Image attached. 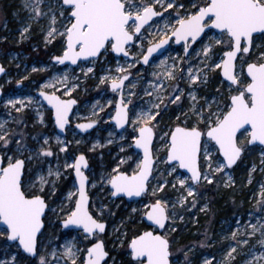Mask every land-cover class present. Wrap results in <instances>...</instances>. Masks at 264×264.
<instances>
[{
	"label": "snow or ice",
	"instance_id": "snow-or-ice-1",
	"mask_svg": "<svg viewBox=\"0 0 264 264\" xmlns=\"http://www.w3.org/2000/svg\"><path fill=\"white\" fill-rule=\"evenodd\" d=\"M167 9H181L182 4L175 3V0H24V7L30 12V20L39 21L42 18L48 19V27L45 34V43H49L56 37L61 38L63 43V54L56 55L52 59L58 64H65L70 61L76 65L80 58L87 60L93 58L99 61L109 51L124 56L129 55L128 47L135 46L136 41L141 42L142 63L149 64V58L154 52L168 43L171 37L176 42H184L183 49L185 56L179 58L181 62L190 55L191 47L189 40L195 42L205 29L219 30V36L208 37L209 43L203 44L199 57L200 66L193 73L191 66L187 67L188 81L196 84L207 83V73L214 69H221L224 80L221 85L227 89V95H221V99L213 97L211 101L206 97L204 104L193 103L188 112H182L184 121L174 128L164 132L160 136L162 148L166 157L160 159L165 164L163 171L156 170L154 175V162L152 155V142L155 129L160 121L157 119L162 115V111L167 110L164 99L157 94L156 101L148 110L136 113V118L129 119V110L124 98L121 97L117 105L115 124L118 128H123L126 123H131L133 132L138 135L133 136L135 147L143 150V159L136 165L131 175L119 170V166L113 170V174L102 178L106 179L111 186L113 197L123 194L127 197H141L149 192V185L155 180V186L151 187L152 202L144 204L143 217L151 222L149 230L135 233L131 238L124 233L125 239L121 241V247L127 255V260H120L118 256L110 255L106 250L104 241L96 239L90 247L80 249L75 243L63 245V252L57 256L55 250L50 255L39 252V238L43 236L46 227V218L49 212L60 218V225L64 229L75 227L82 229L85 239L95 238L97 234L106 231V224L97 219L88 209V197L85 191L86 181L82 168H87L88 164L85 155L81 154L75 158L72 164H66L74 170L79 181L78 198L74 200V207L69 206L67 210L63 207L57 212L48 203L49 195H55V180L51 177H60L59 170L53 172L48 169L47 176L36 175L31 172L26 161H31L37 157H51L53 151L47 147L49 141L45 137L38 150L32 149L26 142L23 131L16 132L8 126V121L0 122V224L6 228L0 230V237L6 241L15 243L17 249H22L24 253L32 257H39V264H171L172 250L169 231H176L174 227L177 213L170 211V207L175 209L176 203L184 206L187 197L181 196L175 203L172 202L165 191L170 185L173 189L177 187L186 188L187 196L194 195L192 184L201 180L208 184L213 183L215 174L224 173L225 169L232 168L240 161L245 151L253 146H261V165H264V0H205L203 6L193 2L195 11L185 12L183 16L177 12L176 24L178 27L165 23V29L171 28V37L164 32L155 44H151L143 50V36L145 25L149 24L154 17L163 18V12L156 11L157 6ZM60 27H57V24ZM142 29L144 30L142 32ZM30 25L26 26L21 35L28 33ZM150 34V33H149ZM224 37H227L225 40ZM259 41V43H257ZM226 46L227 51H223V57L219 62L213 59V46ZM255 50L259 54L254 62H248L246 57ZM239 54V56H238ZM242 59V65L237 72L236 61ZM134 63H141L140 59ZM165 61H161L164 64ZM246 64V74L243 65ZM133 65H130V67ZM176 68L174 62L172 68L165 67V75L169 79H176ZM33 72L37 69L33 67ZM83 71V70H82ZM118 72L125 69L118 68ZM93 72V67H88L84 73ZM184 69H181L183 78ZM0 73H5V68L0 66ZM154 75H156L154 73ZM67 75L61 78H54L44 85L39 86V97L52 109L55 125L64 131L69 125V113L76 103L73 99H62L56 95V84H66ZM28 79L27 76L23 80ZM129 80L128 75L118 77H100V84L110 81V87L115 92L122 91L125 81ZM225 81L228 83L225 85ZM22 80L17 81L21 85ZM156 85H152L154 89ZM75 87V85L73 86ZM135 87V85H132ZM50 89V91H48ZM219 93V89H217ZM65 94H70V89L65 87ZM147 95H152L146 92ZM184 94L183 89L176 85L173 95L168 97L169 104H177ZM129 95H135L129 92ZM188 96L196 101V96L192 91ZM131 101H128L130 103ZM40 101L33 96L25 98H9L5 102V107L16 113L22 112L32 104H39ZM164 104V109H161ZM215 106V107H214ZM207 109V112H205ZM39 123H44L41 112H37ZM195 118V123L189 126L188 121ZM180 120V116L176 117ZM17 126L24 124L23 120H14ZM95 122L77 124L81 130L91 129ZM203 124V129L200 125ZM111 136L112 133H109ZM19 137V138H17ZM33 140H39L32 137ZM61 152L67 151V145L60 137H56ZM112 141L109 140V143ZM79 143V141H77ZM15 147H11V145ZM95 147V146H94ZM123 151V149H121ZM216 154V166L213 167V153ZM27 153V155H25ZM220 157L223 159L220 160ZM203 158L207 169L201 170L200 160ZM159 159V158H158ZM121 159V163H125ZM179 169H185L190 176H181ZM255 166L253 167V171ZM173 177L172 181L162 179L164 175ZM35 177V178H34ZM231 180V176L228 177ZM191 181L192 183H189ZM95 186V185H93ZM74 193H68L71 201ZM264 196V192H262ZM136 212L137 209H133ZM104 209H99V214L103 216ZM183 220V216H180ZM239 223V222H237ZM254 235L260 232L259 244L264 246V223L257 222L251 225ZM233 238L236 232L232 233ZM240 243L247 244L248 240ZM191 251V249H189ZM236 251L231 247L227 253L223 264H231L232 253ZM187 259V253H185ZM255 260L264 259V252ZM0 264H18L17 256L13 254L10 261L0 260ZM204 264H212V261L205 259ZM251 264V261L248 262Z\"/></svg>",
	"mask_w": 264,
	"mask_h": 264
},
{
	"label": "rangeland",
	"instance_id": "rangeland-1",
	"mask_svg": "<svg viewBox=\"0 0 264 264\" xmlns=\"http://www.w3.org/2000/svg\"><path fill=\"white\" fill-rule=\"evenodd\" d=\"M144 2H150V0H144ZM193 2L203 6L205 0H175V3L182 4L184 7L167 9V11L158 5L156 9L163 11L164 16L163 18H156L152 24L146 26L145 29L148 31L144 32L143 50L146 51L150 46L149 42L151 44L157 43L164 32L170 36L171 28L165 29V23L178 27L176 24L177 12L183 16L186 11H195L192 7ZM9 5L12 10L10 18L5 22L0 6V61L8 71L5 76L0 78L1 87L5 92L4 97L0 100V122L8 121V126L16 132L23 131L26 142L32 149L38 150L44 138L48 139L47 147L51 148L53 156L37 157L31 161H26V163L28 169L36 175L47 176L49 167L53 172L59 170L61 174L59 178L51 177L55 180V195L48 197V203L51 207L56 208L57 212L61 207L65 210L70 205L74 207V200L78 198V186H76L73 175L74 170L65 167V165L74 163L75 158L81 154L86 156L91 166L87 172L90 177L89 194L92 196L91 211L95 217L106 221L109 227L105 235L102 237L97 235L95 239L103 238L108 244L112 256H118L120 260H127L124 248L121 247V241L125 239L123 234H127L126 224L133 221L144 223V204L152 202L151 187L155 186L156 181L150 180L149 192L141 200L127 202L124 198L113 199L110 185L107 184L106 179H102L113 174V170L118 166L120 171L131 175L136 169L137 163L142 160V154L133 148V136L138 135V133L133 132L132 124L129 123V126L120 132L112 123L117 111L118 97L121 94L129 106L130 120L136 118V113L150 109L153 102H158L156 101L157 94L164 99L167 110L162 111V115L157 118L160 123L155 129L156 141L153 148L156 161L154 175L157 174V169L163 171L165 164L161 163L160 159L165 158L166 154L162 148L163 142L160 140V136L177 124L183 126L184 116L181 113L188 112L191 115L189 109L193 103L202 105L206 97L211 101L213 97L221 99L220 94L227 95L226 87L221 85L223 79L220 69H214L207 73V83H201L198 80L196 84H191L188 81L186 71L187 67L191 66L193 73L196 72L197 67L200 66V60L203 58L202 53L199 57L197 53L200 52L203 44L209 43L208 37L219 36V33L214 30L208 32L200 43L192 47L190 55L184 62L179 59L185 56L183 45L176 46L172 42L168 50L164 52L165 54L154 58L148 66L134 63L137 59L142 60L141 42L136 41L135 46L128 47L133 58L120 57L109 51L99 61L91 59L85 60L77 66L65 65L61 67L55 64L52 59L56 55L63 54L64 45L61 38L56 37L51 42L45 43L48 19L42 18L38 22L30 20V12L24 7V0H10ZM29 25V32L22 37L23 29ZM57 27H60L59 23ZM224 39L226 40L227 37ZM227 50L226 46L214 45L212 58L219 62L220 58L223 57V51ZM258 54L257 51L253 50L251 55L246 57L248 62H254ZM161 61H165V63L161 64ZM238 61L237 72L241 69L242 59ZM174 62L176 68L173 70L176 73V79L173 80L165 75V67L171 69ZM130 65L133 66L130 67ZM33 67L37 69L36 72L32 71ZM88 67H93V72L85 76L84 73ZM245 67L246 64L243 65L246 74ZM118 68H123L125 71L118 72ZM181 69H184L183 78H181ZM64 75L68 77L66 84L57 83L56 94L61 98L75 97L80 103L74 109L75 113L70 119L71 126L67 129L66 135L62 136L56 131V125L52 118L53 114L37 93L40 90L39 86ZM122 75L130 76L122 92L112 91L110 81L100 84L101 76L118 77ZM24 76H27L28 79L23 80ZM18 80H22V84L19 86L17 85ZM158 81L159 84L154 89L152 85H156ZM227 83L225 81V85ZM74 85L75 87H73ZM176 85L183 89L184 94L177 104H169L168 97L173 95ZM65 87L70 89V94H65ZM217 89H219V93ZM130 91L135 95H129ZM189 91L195 94L196 101L188 96ZM146 92H150L152 95H147ZM27 96H33L40 103L32 104L20 113L5 107L7 99H20ZM128 101L131 102L128 103ZM164 104H161L162 110ZM38 111L43 114V124L39 123ZM177 116H180V120L176 119ZM14 120H23L24 124L17 126ZM86 122H95L98 123V126L92 132L83 134L76 125ZM194 123V117L188 121L189 126ZM200 127L203 129V124ZM109 133L112 135L110 136ZM57 136L66 143V152L59 150L64 144H58ZM32 137H37L39 143ZM109 140L112 142L109 143ZM11 147L14 148L15 145L13 144ZM121 159L126 162L121 163ZM201 159L202 170L205 171L207 165L203 158ZM222 159L220 157V160ZM217 162L214 152L213 167L216 166ZM254 166L255 170L253 171ZM178 172L181 176H189L180 169ZM229 176H231V180L228 179ZM161 178L173 180V177L167 176L166 173ZM189 183L192 182L189 181ZM192 187L195 191L194 195L190 197L187 196L186 188H180L178 184L175 189L170 185L165 189L168 198L174 203L181 196L187 197L184 206L176 203L175 209L170 207V211L177 213L174 225L176 231L168 232L171 239L172 264H204L205 259L211 260L212 264H223L231 247L236 248V251L232 253L234 259L231 260V264H248L249 261L251 264H264V259H253L254 256L259 257L264 252V246L259 244L260 232L257 231L254 235H250L252 224H256L258 221L264 223V196H262V192H264V165H261V146H253L247 149L238 165L233 169H225L222 174H215L213 183L208 184L202 180L200 183L192 184ZM69 192L74 193L71 201L67 198ZM219 192L221 195L228 194V201L230 200L232 203L236 200L239 201L235 212L219 218L215 222L214 196L211 194L215 195ZM100 208L104 209L103 216L99 214ZM134 208L137 209L136 212L132 211ZM180 216H183V220L180 219ZM45 222V231L43 236L39 238L38 248L39 252L47 255L50 261L53 258L48 254L55 250L59 257L63 252V245L67 243H75L77 247L83 250L90 247L93 242L92 239H85L83 231H63L60 218L51 212L48 213ZM3 229L0 226V230ZM233 232H236L235 239L232 236ZM173 237L175 241L172 240ZM245 239L248 240L247 244L240 243ZM185 253H187V259H185ZM13 254L17 256L18 264H39L38 256L31 258L22 249L18 250L15 243L0 237V260L10 261ZM60 264H63V260H60Z\"/></svg>",
	"mask_w": 264,
	"mask_h": 264
},
{
	"label": "water",
	"instance_id": "water-1",
	"mask_svg": "<svg viewBox=\"0 0 264 264\" xmlns=\"http://www.w3.org/2000/svg\"><path fill=\"white\" fill-rule=\"evenodd\" d=\"M156 11H158V12H163V11H159V10H157L156 9ZM163 16H164V12H163ZM156 18H160V17H154L153 18V20L152 21H149V24L148 25H150V24H152V22H154V20H156ZM148 25H145V28H146V26H148ZM143 30V29H142ZM211 30H214L215 32H217V33H219V30H217V29H205V33H202L201 34V37H198L197 38V40L195 41V42H192L191 40H189V43H190V45H191V47L189 48V53H191L190 51H191V49H192V47L193 46H195L196 44H198V43H200V41L205 37V35L208 33V32H210ZM168 37H171V35L170 36H168ZM172 42H174V44L176 45V46H179V45H183L184 44V42L183 41H181V42H179V43H177L176 42V40H175V38L174 37H171V39H169L168 40V43L167 44H165V45H163L160 49H158L156 52H154L153 54H152V56L149 58V63L150 62H152L153 61V59L154 58H156V57H158V56H161V55H163V54H165L164 52H166L167 50H168V48L170 47V45H171V43ZM126 47H129V46H126ZM114 55H117V56H120V57H129V58H133V55L132 54H130V52H129V55L128 56H124L123 55V53H120V54H116V53H113ZM238 56H239V54H238ZM91 59H93V58H88L87 60H91ZM239 60V59H238ZM236 61V65H238V62L239 61ZM54 61V60H53ZM83 61H85V59L82 57V58H80L78 61H77V64L76 65H72L71 64V62L70 61H66L65 62V64H63V65H61V64H58V63H56L55 61H54V63L55 64H58L59 66H65V65H70V66H77V65H79V63H81V62H83ZM141 64L142 65H144L145 67L146 66H148L149 64H143L142 63V60H141ZM0 66H3L4 67V64L0 61ZM5 68V67H4ZM245 71H246V67H245ZM220 72H221V77H222V79L224 80V77H223V73H222V70L220 69ZM8 73V71H7V69L5 68V73H0V78L1 77H3V76H5L6 74ZM130 77V76H129ZM227 82V81H226ZM127 83V81H125V84ZM111 88V87H110ZM124 89V88H123ZM112 90V89H111ZM113 91V90H112ZM117 91H120V90H117ZM116 91V92H117ZM123 91V90H122ZM122 91H120V92H122ZM4 95H5V92H4V90H3V88L1 87V83H0V100L4 97ZM56 95H58V94H56ZM59 96V95H58ZM121 97H122V95L120 94L119 95V100H118V102H117V105L119 104V102H120V100H121ZM41 98V97H40ZM42 99V98H41ZM64 99V98H63ZM43 100V99H42ZM66 100V99H65ZM73 100H75L76 101V103L72 106V110H71V112L69 113V121H70V118H71V116L74 114V108L78 105V100H76L75 98L73 99ZM44 101V100H43ZM45 103H46V105L49 107V109L52 111V109H51V107H50V105H48L47 104V101H44ZM117 105H116V109H117ZM127 108H128V110H129V117H130V108H129V106H127ZM115 115H116V113H115ZM115 115H114V118H115ZM112 119V123L113 124H115V119ZM53 119H54V115H53ZM86 123H90V122H86ZM71 125V122L69 123V125H67L66 126V128L67 127H69ZM116 125V124H115ZM97 126H98V123H94V125H93V127L91 128V129H87V130H81V129H79L80 130V132H82V133H84V134H86V133H88V132H91L92 130H94V129H96L97 128ZM129 126V123H126L125 125H124V127L123 128H118V127H116V130H118V131H123V130H125L127 127ZM58 128V127H57ZM66 128H65V130H66ZM65 130L64 131H61L59 128H58V132L61 134V135H65ZM155 131V130H154ZM155 137H156V132H155V135H154V138H153V142H152V155H153V162H154V168H155V163H156V161H155V157H154V150H153V147H154V144H155V141H156V139H155ZM256 146H258L259 147V145H256ZM133 148H134V150H136V151H138L140 154H142V159H143V150L142 149H138V148H136L135 147V144L133 145ZM85 158H86V156H85ZM86 161H87V164H88V167L87 168H82L81 170L84 172V174H85V176H87L88 177V181H86V185H85V191H86V195H87V197H88V209H89V211H90V213H92V211H91V207H90V205H91V201H92V196H90V194H89V184H90V177H89V175H87V172H88V170L90 169V164L88 163V159L86 158ZM200 162H201V160H200ZM238 163H239V161L237 162V164L236 165H234L232 168H230V169H233L234 167H236L237 165H238ZM180 170H182L184 173L186 172L189 176L191 175L190 173H188L187 172V170H185V169H180ZM128 174V173H127ZM73 175H74V177H75V180H76V186H78V188H79V181H78V179H77V177H76V175H75V172L73 173ZM128 175H130V174H128ZM150 180H151V177H150ZM202 181V180H201ZM200 181V182H201ZM196 184V183H195ZM110 188H111V186H110ZM79 195V194H78ZM78 195H77V197H78ZM143 196H145V195H142L141 197H127V196H124L123 194H120V195H118V196H115V197H113V199H117V200H120L121 198H124L127 202H132V201H137V200H141L142 198H143ZM93 214V213H92ZM94 216V215H93ZM95 217V216H94ZM95 218H97V217H95ZM98 219V218H97ZM102 222H104L105 224H106V231H105V233H103V234H97L99 237H102L103 235H105L107 232H108V229H109V227H108V223L106 222V221H103L102 220ZM144 222L146 223V225L148 226L151 222H149V221H147L146 220V218L144 217ZM46 223V222H45ZM0 226L2 227V228H6V226L5 225H2V224H0ZM62 227V226H61ZM62 229L64 230V231H71V230H76V231H83L82 229H77V228H75V227H70L69 229H64L63 227H62ZM149 230V229H148ZM44 231L45 230H43V233H44ZM85 235V234H84ZM89 239H92V240H94L95 241V238H92V237H90ZM102 240L104 241V244H105V240L102 238ZM94 243V242H93ZM105 248H106V245H105ZM107 251H108V249H106ZM23 251V250H22ZM26 255H28V256H30L29 254H27V253H25ZM31 258H35V257H32V256H30ZM171 264H172V257H171Z\"/></svg>",
	"mask_w": 264,
	"mask_h": 264
},
{
	"label": "trees",
	"instance_id": "trees-1",
	"mask_svg": "<svg viewBox=\"0 0 264 264\" xmlns=\"http://www.w3.org/2000/svg\"><path fill=\"white\" fill-rule=\"evenodd\" d=\"M9 1L10 0H0V6L2 8L1 12H3L5 17L4 22L10 18L9 16L12 10V7L9 5ZM53 49L56 48L53 47ZM211 195L214 196L213 212L215 213V222L219 220V218L221 219L222 217L228 216L230 215V213L235 212L237 210V204L239 200L238 201L236 200L234 201V203H232L230 200L228 201V194L221 195L220 192L216 193L215 195L214 194ZM147 228L148 226L145 224V222L144 223L143 222L138 223L136 221L128 222L126 224L127 237L131 238L135 233L143 232L147 230ZM172 240L175 241L174 237L172 238ZM122 258H124V256H122ZM126 259H128V257Z\"/></svg>",
	"mask_w": 264,
	"mask_h": 264
},
{
	"label": "flooded vegetation",
	"instance_id": "flooded-vegetation-1",
	"mask_svg": "<svg viewBox=\"0 0 264 264\" xmlns=\"http://www.w3.org/2000/svg\"><path fill=\"white\" fill-rule=\"evenodd\" d=\"M37 94H38V93H37ZM74 98H75V97H73V98H72V97H71V98H64V99L67 100V99H74ZM62 99H63V98H62ZM75 99H76V98H75ZM76 100H77V99H76ZM42 101H43V100H42ZM44 103H45V102H44ZM79 103H80V101L78 100V104H79ZM45 104H46V103H45ZM46 106H47V105H46ZM77 106H78V105H77ZM77 106H76V107H77ZM76 107H75V108H76ZM47 108L49 109L48 106H47ZM75 108H74V109H75ZM49 111L52 113V111H51L50 109H49ZM74 113H75V111H74ZM72 116H73V115H72ZM72 116H71V117H72ZM52 118H53V116H52ZM70 119H71V118H70ZM53 120H54V119H53ZM70 126H71V125H70ZM70 126H69V127H70ZM69 127L66 128V130H65V135H66V131H67V129H68ZM56 131H57V133H59V132H58V128H57V126H56ZM92 131H93V130H92ZM92 131H91V132H92ZM88 133H89V132H88ZM59 134H60V133H59ZM83 134H84V133H83ZM60 135H61V134H60ZM65 135H62V136H65ZM26 165H27V163H26ZM90 168H91V166H90ZM201 170H202V159H201ZM202 171H203V170H202ZM63 231H64V230H63ZM92 241L95 242L94 240H92ZM93 242H92V243H93ZM105 245H106V249H108V246H107L108 244L106 243V241H105ZM108 251L110 252V249H108ZM110 255H111V252H110Z\"/></svg>",
	"mask_w": 264,
	"mask_h": 264
}]
</instances>
